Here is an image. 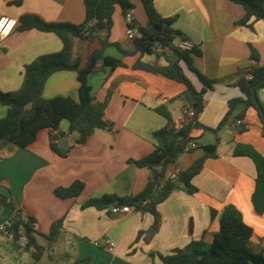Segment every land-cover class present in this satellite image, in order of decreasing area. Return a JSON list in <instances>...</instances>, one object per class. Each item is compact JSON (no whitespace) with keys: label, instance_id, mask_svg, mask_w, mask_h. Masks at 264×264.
Listing matches in <instances>:
<instances>
[{"label":"crops","instance_id":"0c3cea01","mask_svg":"<svg viewBox=\"0 0 264 264\" xmlns=\"http://www.w3.org/2000/svg\"><path fill=\"white\" fill-rule=\"evenodd\" d=\"M131 1L142 9L126 14L133 17L137 37L140 33L136 32V25L145 28L149 21L142 1ZM153 1L160 15L177 18L174 27L202 51L201 56H193V65L216 84L205 95L204 110L198 121L215 129L228 110V102L243 96L237 87L240 68L264 61V20L256 21L254 30L237 25L245 11L229 0ZM24 14H38L49 22L76 25L83 24L86 19L84 0H0V19L18 20ZM113 21L111 32L103 30L91 41L80 40L76 47L84 61L101 47L104 39L117 42L132 53L124 55L114 46L107 48L105 55L122 61L125 67L115 70L105 67L89 77L95 100L107 102L105 118L112 127L97 130L85 143L71 144L66 157L51 148L48 129L42 130L26 149L0 142V194L11 198L24 216L35 217L41 234H49L52 225L64 218L54 240L37 236L38 244L46 248L40 261L35 262L30 253L14 248L13 253L12 243L5 247L0 240V264H59L53 248L60 241L66 250L62 264H72L87 257H91V264H161L158 254L169 255L192 240L212 242L220 230L222 214L230 205L240 210L245 223L254 230L252 250L264 255V214H258L251 201L255 189V164L248 157L234 155L236 145L248 144L264 156V127L258 112L244 104L236 107L227 125L216 135L202 128L192 132L198 148L180 155L176 165L169 167V173L175 168H190L204 155L203 145L217 142V157L208 158L194 178L197 193L175 191L159 205L158 223L152 215L133 210L115 217L111 215L110 207L82 209L87 200L103 195L124 197L142 192L150 170L129 162L153 152V133L166 125V119L156 109L167 108L175 127L180 129L192 119L187 110L195 107V100L185 85L159 74L134 69L140 59L153 66H165L175 60L173 52L157 47L152 54L142 56L135 52L133 40L127 36L125 14L121 8H116ZM178 43L179 40L174 45ZM250 45L257 51L258 61L252 59ZM62 47L55 34L38 30L21 32L16 28L0 44V90L18 92L25 82V67L39 56L61 51ZM180 64L195 89L200 91L203 86L196 74L184 62ZM79 86L75 72H56L47 80L43 96L47 99H78ZM257 96L264 108V88L257 91ZM239 114L244 115L241 119L245 123L244 131L234 127ZM6 115L7 108L0 105V120ZM69 129L70 124L62 122L59 130L71 143L77 137L75 133L69 134ZM75 181L85 184L80 196L71 199L56 196L57 188L69 187ZM13 216L10 208L0 205V225L10 222ZM105 235L116 244L113 252L105 249ZM95 242H99V246ZM69 248L72 251H67ZM151 253L155 254L154 258Z\"/></svg>","mask_w":264,"mask_h":264},{"label":"trees","instance_id":"16d2710c","mask_svg":"<svg viewBox=\"0 0 264 264\" xmlns=\"http://www.w3.org/2000/svg\"><path fill=\"white\" fill-rule=\"evenodd\" d=\"M146 15L148 26L140 27V36L133 40L135 52L141 55L152 54L157 47L170 49L175 60L165 66H153L141 59L134 65V69L162 75L186 86L192 98L195 100V117L189 120L182 128L177 129L173 117L165 107L156 109L157 113L166 119L164 128L153 133V152L139 160H131L129 163L138 168L150 170V177L145 189L137 195L119 197L117 195H103L100 198L87 200L81 206L82 209L96 207L97 209H109L128 206L133 211L148 213L158 223L160 214L158 207L165 202L175 191H185L195 194L199 190L193 184V180L200 174L204 163L208 158L217 157L218 143L203 145L204 155L196 160L187 170H180L176 180L167 178L169 167L176 165L177 158L186 153L187 146L195 141L192 132L202 128L215 135L227 125L236 107L244 104L247 108H254L264 127V120L252 99V91L264 88V66L255 67L251 74L252 80L242 77L237 87L242 97L231 99L228 102V110L217 128L211 129L203 126L198 117L204 110L205 95L214 88L215 80L209 79L193 65V56H201L202 51L193 46L191 50H181L174 42L188 41V37L174 27L176 17H163L156 10L153 0H141ZM231 3L241 6L245 14L236 22L237 25L254 30L256 21L264 20V0H229ZM85 22L81 25L63 22H49L38 14H24L18 19L17 29L21 32L38 30L44 33L55 34L62 42V50L39 56L31 64L25 67V82L18 92H3L0 90V105L7 108V115L0 120L1 145L12 143L21 149L33 144L39 133L48 129L50 131V144L53 151L61 157H66L69 150L59 148L57 141L60 139L57 131L64 121L70 124L69 134L79 132L75 139L77 144L85 143L89 136L97 130L110 129L111 123L105 118L107 102H97L92 94L89 84L90 75L99 69L110 67L115 70L125 67V64L115 58L105 55L107 48L114 46L124 55L132 53L124 50L117 42L108 39L101 40V47L91 53L86 61L76 51L80 40L91 41L98 34L107 30L111 32L114 21L113 15L117 7L121 8L125 16L135 8L131 0H84ZM14 4L19 5L20 2ZM179 44V43H178ZM252 59L258 61L257 51L250 45ZM196 74L202 83V89L196 90L191 80L186 75L180 62ZM72 71L77 75L79 82V98L55 97L47 99L43 96V90L49 77L56 72ZM260 102V101H259ZM243 114L236 119H243ZM245 127L239 128L244 131ZM65 133H62V137ZM218 141V139H217ZM193 149L188 150L191 152ZM235 156L250 158L255 164L256 178L255 189L252 194V204L255 211L264 214V156L253 146L238 144L234 148ZM85 184L75 181L69 187H60L55 190L57 197L61 199L76 198L81 195ZM0 205L10 208L14 212L9 222V236L13 248L17 251L30 253L35 262L45 255L46 248L37 242V236H43L52 241L58 235L63 226L64 218L56 221L49 234H41L37 229V220L33 216H24L15 202L0 194ZM212 216H215L212 211ZM254 230L247 225L243 215L235 206L225 208L220 230L212 242L204 239L192 240L186 247L174 250L169 255L158 254L161 264H264V255L256 253L250 247ZM22 239L26 240L25 247L20 245ZM155 257L154 253L150 254ZM72 264H91V257L76 260ZM156 264V263H152Z\"/></svg>","mask_w":264,"mask_h":264},{"label":"built area","instance_id":"2783aa9c","mask_svg":"<svg viewBox=\"0 0 264 264\" xmlns=\"http://www.w3.org/2000/svg\"><path fill=\"white\" fill-rule=\"evenodd\" d=\"M125 21L127 24V36L129 39L134 40L136 38L135 35V31H134V20L133 17L128 14L125 16ZM17 23L18 20L14 19V18H10V17H2L0 19V44L6 39L8 38L11 34H13V32L16 30L17 28ZM179 49L181 50H191L193 48V45L189 42V41H181L178 44ZM262 65L264 66V61H262L260 64L254 63L253 65H249V66H242L239 70V79L244 77L247 80H252L253 76L251 74L252 70L259 66ZM166 101V100H164ZM188 115L190 118H194L195 117V110L193 108H190L187 110ZM245 125L244 121L241 119H237L234 122V127L235 128H242ZM198 148V144L194 141H191L188 146H187V152L190 149H196ZM180 170L178 168H175L172 172L168 173L167 178L170 180H176L177 176L179 174ZM132 209L128 206H123V207H113L110 208V213L112 216L118 217L122 214H126L128 212H130ZM8 227H9V222L7 224L4 225H0V233L3 234L4 236L8 237L9 236V231H8ZM104 244H105V249L108 250L109 252H113L116 244L115 242L110 238V236L105 235L104 236ZM20 245L22 247H25L26 245V240L22 239L20 241ZM95 245L99 246V242H95Z\"/></svg>","mask_w":264,"mask_h":264},{"label":"rangeland","instance_id":"374dc122","mask_svg":"<svg viewBox=\"0 0 264 264\" xmlns=\"http://www.w3.org/2000/svg\"><path fill=\"white\" fill-rule=\"evenodd\" d=\"M135 6V8H134V10L132 11V14H134L135 12H138L139 10L141 11L142 9H141V7H139V5L138 6H136V5H134ZM136 27H137V30H136V32H139V26L138 25H136ZM66 124H69V122L68 121H64ZM0 240H1V242L5 245V247H8L6 244L7 243H10L11 244V242H10V240H9V238L8 237H6V236H4L3 234H1L0 233ZM11 251L14 253V249H13V247L11 248ZM53 251H54V255L56 256L55 258H57V262L59 263V264H62V263H64V259H66V255L64 254V251H66V250H64L63 248H62V245H61V241L53 248ZM67 251H72V249H67ZM52 254H53V252H51ZM9 255L6 253V255H5V257L7 258ZM47 260V259H46ZM46 264V263H45Z\"/></svg>","mask_w":264,"mask_h":264},{"label":"water","instance_id":"95a60500","mask_svg":"<svg viewBox=\"0 0 264 264\" xmlns=\"http://www.w3.org/2000/svg\"><path fill=\"white\" fill-rule=\"evenodd\" d=\"M252 99L255 102V104L257 106V109H258L259 113L261 114V116H262V118L264 120V108L261 105V103L259 102V99H258V96H257V91H256L255 88L252 91ZM57 133L60 136V139L58 140V144H59V146L61 148H63V149H69L70 146H71V144H74L75 143V140H72L71 143H70V141H69L68 138H63L62 137L61 130H58ZM75 136L78 137L79 136V132H75ZM113 207H114L113 205L110 206V208H113Z\"/></svg>","mask_w":264,"mask_h":264}]
</instances>
